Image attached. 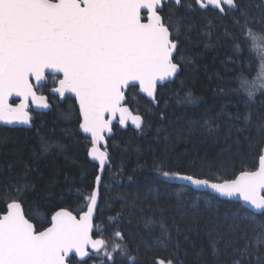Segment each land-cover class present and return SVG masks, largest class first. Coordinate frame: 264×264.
Listing matches in <instances>:
<instances>
[{"label": "trees", "instance_id": "trees-1", "mask_svg": "<svg viewBox=\"0 0 264 264\" xmlns=\"http://www.w3.org/2000/svg\"><path fill=\"white\" fill-rule=\"evenodd\" d=\"M243 3L253 20L251 27L264 28L261 2ZM162 15H168L167 6ZM234 16L239 11L222 16L198 7L187 14L184 24L191 28H182L175 56L191 57L192 62L182 63L175 79L157 88L156 106L136 87L127 90L125 104L143 118V124L138 130L114 125L107 139L109 165L101 179L93 229V237L104 239L107 248L91 253L81 264H154L157 258L174 264H232L234 248L245 244L242 234L251 240L259 231L247 219L233 224L234 218L251 215L240 203L161 175L179 172L221 182L258 166L264 147V96L247 108L244 97L228 94L241 61L251 59L247 52L239 56L233 52V40L246 44L243 17L235 24ZM189 92L194 103L184 99ZM69 105L75 110L67 109ZM247 111L251 119L246 124L237 116ZM78 119L69 100L53 102L49 111L36 113L31 128L0 126V213L6 200L15 197L16 188L25 185L26 215L38 228H42L38 213L50 218L59 208L74 214L86 210L83 197L93 189L97 166L88 160L91 143L79 132ZM258 219L264 222V216ZM214 241L218 258L212 254ZM253 252L244 264L264 259V245L259 251L253 246Z\"/></svg>", "mask_w": 264, "mask_h": 264}, {"label": "snow or ice", "instance_id": "snow-or-ice-1", "mask_svg": "<svg viewBox=\"0 0 264 264\" xmlns=\"http://www.w3.org/2000/svg\"><path fill=\"white\" fill-rule=\"evenodd\" d=\"M165 6L167 16L162 15ZM197 7H211L222 15L239 11V16L233 17L235 24H240L243 17L246 44L233 40L232 49L237 56L247 52L251 59L241 61V70L233 77L228 94L244 97L245 106L250 108L258 96H264V28L251 27L253 20L243 0H0V122L29 124V101L38 108H48L47 98L37 95V89L51 77L52 92L74 97L78 127L90 137L89 155L99 162L102 171L108 153L99 145L105 142V133L112 132L117 116L124 125L130 115L124 105L126 90L138 86L139 92L155 100L158 82L177 76L182 63L192 62L191 57L177 60L174 54L182 28H191L184 24L187 14ZM226 35L232 38L227 30ZM11 97H19V103H10ZM184 99L195 102L190 92ZM237 119L247 124L251 112ZM131 122L140 129L142 118L132 116ZM257 164L255 170H241L233 179L222 182L161 172L165 179L210 188L223 197H238L250 206L251 215L234 218L233 224L247 219L256 223L259 231L251 240L242 234L245 244L234 248L232 264H244L245 258L254 254L253 246L259 251L264 245V222L258 219L264 216V147ZM100 181L97 175V187L83 197L86 211L74 214L68 208H59L50 218L38 213L42 228L26 215L22 197L27 185L17 187L15 197L6 200L4 214H0V264H73V254L78 258L75 264H81L89 257V248L96 253L106 249L104 239L92 237ZM115 236L123 238L119 231ZM211 248L218 258L217 242H212ZM105 255L113 259L111 253ZM257 261L264 264L260 257ZM154 264L174 262L157 258Z\"/></svg>", "mask_w": 264, "mask_h": 264}, {"label": "water", "instance_id": "water-1", "mask_svg": "<svg viewBox=\"0 0 264 264\" xmlns=\"http://www.w3.org/2000/svg\"><path fill=\"white\" fill-rule=\"evenodd\" d=\"M261 2H262V4H263V6H264V0H260ZM213 9V8H212ZM142 15H145L146 16V11H143L142 12ZM175 55V54H174ZM176 77V76H175ZM175 77H173V78H170L169 80H166V81H164V82H158V85H157V88L159 87V86H162V85H164V84H166V83H170V82H172L174 79H175ZM131 88V87H130ZM136 88H137V91H138V93L141 95V96H143V97H145L148 101H150V102H152L153 103V105L154 106H156V100H152L151 98H149V97H147L146 96V94H144V93H141V92H139V88H138V86H136ZM128 90V89H127ZM127 90H126V92H127ZM50 93L52 94V95H55V96H58L59 97V99H60V102H62L67 96H69L72 100H74V97H72L70 94H66V96L65 97H60L58 94H56V93H54V92H52L51 90H50ZM126 94V93H125ZM38 95V94H37ZM45 96V95H44ZM46 97V96H45ZM47 98V97H46ZM13 100H15V101H18L17 103H19V101H20V98L19 97H11L10 98V103L13 101ZM48 100V99H47ZM125 100H126V97H125ZM74 103H75V101H74ZM124 105L129 109V113H130V115H129V117H128V119L126 120V123L124 124V125H121L120 123H119V116H117V118L115 119V120H113V122H112V132L111 133H105V142H102L100 145H99V148H100V150L101 151H105L106 150V147H107V139L108 138H110L111 137V135L113 134V126L116 124L121 130H124V129H126V128H128V127H130V128H132V129H134V130H138L136 127H135V125L131 122V117L132 116H136V115H139V114H135L126 104H125V102H124ZM32 106V108H33V110H35V111H40V112H47V111H49L50 110V105H49V107L48 108H38V107H36V105L35 104H33L31 101H29V109H30V107ZM75 107H76V110H77V113H78V105H76L75 104ZM30 115H31V117H32V119H31V121H30V123L29 124H27V125H25V124H19V123H16V124H11V125H7V124H4L3 122H0V126H3V127H9V128H17V127H22V128H31L32 126H31V122H32V120L34 119V117H33V115L30 113ZM140 116V115H139ZM142 118V117H141ZM142 124H143V118H142ZM142 126V125H141ZM78 130H79V132L83 135V136H85L86 138H88L89 139V141H90V137L87 135V134H85V133H83L82 132V130H80L79 129V127H78ZM90 148H91V146H90ZM90 148H89V150H88V160L91 162V163H93V164H95L96 166H97V175H99L100 177H101V179H102V176H103V173H104V171H105V168L109 165V159L107 160V162H106V164H105V166H104V169L101 171V169H100V167H99V162L98 161H96V160H93L92 159V157L89 155V151H90ZM96 175V176H97ZM238 175V174H237ZM96 178V177H95ZM176 181H177V183L178 184H180L181 186H183V187H186V188H190V189H193V190H196V191H198V192H207V193H210V194H212V195H215V196H217L218 198H220V199H222V200H231V201H235V202H237V203H240L245 209H247L249 212H251L250 210H249V208H250V206H248V205H246L242 200H240L238 197H231V198H229V197H223V196H220L218 193H215L212 189H210V188H206V187H203V186H201V187H196V186H194V185H191L189 182H187V181H183V180H179V179H176ZM213 182H216V181H213ZM222 182V181H221ZM100 184H101V181H100ZM100 184H99V186H98V188H100ZM95 187H97V185L95 184V182H94V186H93V188H95ZM93 190V189H92ZM98 203H99V199H98ZM86 211V210H85ZM0 214H4V212L3 213H0ZM94 218H95V216H94ZM94 229V228H93ZM92 237H93V232H92ZM93 239H100V238H94L93 237ZM89 253L91 254V253H96V252H94L91 248H89ZM73 258H75V259H78V258H76L75 257V255L73 254ZM87 259V257L84 259V261ZM84 261H82V262H84ZM81 262V263H82Z\"/></svg>", "mask_w": 264, "mask_h": 264}, {"label": "flooded vegetation", "instance_id": "flooded-vegetation-1", "mask_svg": "<svg viewBox=\"0 0 264 264\" xmlns=\"http://www.w3.org/2000/svg\"><path fill=\"white\" fill-rule=\"evenodd\" d=\"M261 4H262V2H261ZM262 6H263V4H262ZM263 8H264V6H263ZM208 9H211V10L216 11L217 13H219L218 10L212 9L211 7H209ZM219 14H221V13H219ZM222 16H224V15H222ZM52 87H53L52 78L49 77L48 81L46 82V85L44 87H41V88L37 89V94L38 95H45L47 97V99H48L47 101H48V103L50 105V109L53 106V102L54 103H60L59 97L55 96V95H52L50 93V90L52 89ZM69 100L74 102V100H72L69 96H67L63 101H69ZM17 102L18 101L13 100L11 103H17ZM29 112L33 115V117L35 116L36 113H41L39 110L38 111L33 110L32 106L30 107Z\"/></svg>", "mask_w": 264, "mask_h": 264}, {"label": "rangeland", "instance_id": "rangeland-1", "mask_svg": "<svg viewBox=\"0 0 264 264\" xmlns=\"http://www.w3.org/2000/svg\"><path fill=\"white\" fill-rule=\"evenodd\" d=\"M72 106L71 105H69V107H67V109H69L70 111H72Z\"/></svg>", "mask_w": 264, "mask_h": 264}]
</instances>
